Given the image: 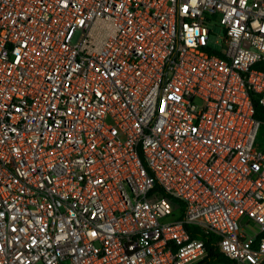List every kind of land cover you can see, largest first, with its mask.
<instances>
[{
    "label": "built area",
    "instance_id": "1",
    "mask_svg": "<svg viewBox=\"0 0 264 264\" xmlns=\"http://www.w3.org/2000/svg\"><path fill=\"white\" fill-rule=\"evenodd\" d=\"M262 61L264 0H0V264H264Z\"/></svg>",
    "mask_w": 264,
    "mask_h": 264
},
{
    "label": "trees",
    "instance_id": "2",
    "mask_svg": "<svg viewBox=\"0 0 264 264\" xmlns=\"http://www.w3.org/2000/svg\"><path fill=\"white\" fill-rule=\"evenodd\" d=\"M256 70H264V61L258 63L255 67ZM255 118L262 124V132L264 133V107L257 101L254 102ZM186 230L193 238H198L204 241L207 250V258L199 264H221L229 263V260L221 254L218 248L219 237L215 234H204L199 227L186 225Z\"/></svg>",
    "mask_w": 264,
    "mask_h": 264
},
{
    "label": "rangeland",
    "instance_id": "3",
    "mask_svg": "<svg viewBox=\"0 0 264 264\" xmlns=\"http://www.w3.org/2000/svg\"><path fill=\"white\" fill-rule=\"evenodd\" d=\"M216 32L220 34V31L216 29ZM80 34L77 33L76 36L74 37V41L76 42L79 39ZM259 141L264 143V136L262 134L259 136Z\"/></svg>",
    "mask_w": 264,
    "mask_h": 264
}]
</instances>
